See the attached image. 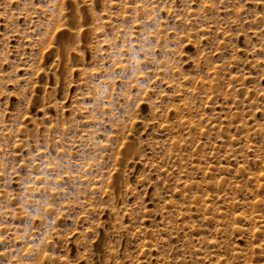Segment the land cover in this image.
I'll use <instances>...</instances> for the list:
<instances>
[{"label":"rangeland","instance_id":"rangeland-1","mask_svg":"<svg viewBox=\"0 0 264 264\" xmlns=\"http://www.w3.org/2000/svg\"><path fill=\"white\" fill-rule=\"evenodd\" d=\"M0 264H264V0H0Z\"/></svg>","mask_w":264,"mask_h":264},{"label":"bare ground","instance_id":"bare-ground-1","mask_svg":"<svg viewBox=\"0 0 264 264\" xmlns=\"http://www.w3.org/2000/svg\"><path fill=\"white\" fill-rule=\"evenodd\" d=\"M73 9H74V8H73ZM75 10H76V9H75ZM75 10H74V12H75ZM74 12L71 10V16H72V17H74V16H75V14H76V13H74ZM63 34H64V33H63ZM63 37H64V36H63ZM63 37H62V38L60 39V41H59V42H60V44H61V47H62V46H63V44L65 43V41H64V38H63Z\"/></svg>","mask_w":264,"mask_h":264}]
</instances>
